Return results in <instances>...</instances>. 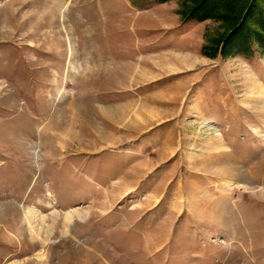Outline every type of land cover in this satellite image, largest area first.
Wrapping results in <instances>:
<instances>
[{"label": "rangeland", "instance_id": "1", "mask_svg": "<svg viewBox=\"0 0 264 264\" xmlns=\"http://www.w3.org/2000/svg\"><path fill=\"white\" fill-rule=\"evenodd\" d=\"M192 1L0 0V264H264V52Z\"/></svg>", "mask_w": 264, "mask_h": 264}, {"label": "trees", "instance_id": "2", "mask_svg": "<svg viewBox=\"0 0 264 264\" xmlns=\"http://www.w3.org/2000/svg\"><path fill=\"white\" fill-rule=\"evenodd\" d=\"M258 0H193L194 7L187 18L203 21L209 17L219 18L230 34L226 37L227 46L235 53H252L253 49L247 43L256 38L261 52H264V16L262 9L256 3ZM264 2V0H260ZM254 17L262 31L250 30L245 21ZM263 32V33H261ZM262 35V36H261ZM255 36V37H254ZM247 40V41H246Z\"/></svg>", "mask_w": 264, "mask_h": 264}, {"label": "crops", "instance_id": "3", "mask_svg": "<svg viewBox=\"0 0 264 264\" xmlns=\"http://www.w3.org/2000/svg\"><path fill=\"white\" fill-rule=\"evenodd\" d=\"M133 174H130V173H126V174H124L123 175V177L122 178H124L123 180H122V178H121V181H120V183L121 182H123V184H124V186H126V188H122V186H120V183L119 184H117L115 187H113V189L112 190H115L116 188H118V189H124V192H122L121 193V195H120V197L122 198V197H124L127 193H129V192H132L133 190H135V185H133L134 184V178H133V176H132ZM118 178H120V177H118ZM117 178V179H118ZM125 179H126V181H125ZM116 180V179H115ZM114 181V180H113ZM134 181V182H133ZM131 182H133V183H131ZM90 185V183H87V185ZM97 188V187H96ZM89 190H87V191H83V192H85V193H89L88 192ZM101 191V189H100V187H98V191L96 190L95 192L96 193H98V192H100ZM75 193H77V192H75ZM87 195V194H86Z\"/></svg>", "mask_w": 264, "mask_h": 264}]
</instances>
